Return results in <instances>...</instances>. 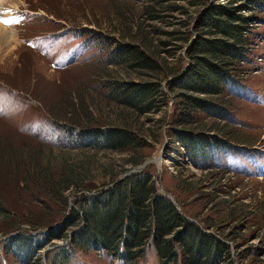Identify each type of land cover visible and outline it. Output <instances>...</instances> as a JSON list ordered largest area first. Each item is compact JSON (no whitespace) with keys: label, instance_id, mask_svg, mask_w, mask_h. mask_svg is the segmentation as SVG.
<instances>
[{"label":"rangeland","instance_id":"rangeland-1","mask_svg":"<svg viewBox=\"0 0 264 264\" xmlns=\"http://www.w3.org/2000/svg\"><path fill=\"white\" fill-rule=\"evenodd\" d=\"M9 1L0 0L4 32L0 38V209L4 210L0 212V264H23L6 252L7 238L20 231L52 229L61 224L65 208L72 206L45 197L39 185L22 182L30 159L8 161L4 151L39 154L31 161L49 159L52 167L65 158L79 161L92 153L75 149L76 142L65 127L122 126L126 117L125 125L137 124L135 129L147 144L137 156L145 162L161 158L160 165L151 161L161 189L178 199L186 216L229 246L225 260L264 264V22L253 27L259 37L240 64L239 86L227 87L225 113L220 117L199 113L202 124L219 127L220 141L230 146L220 145L209 158L199 159L182 149L175 151L177 144L170 136L176 110L172 100L156 114L136 117L110 103L100 85L104 78H136L134 72L102 66L103 42L137 41L168 58L170 53L160 43L167 37L153 27L170 31L177 24L149 20L138 0ZM177 4L193 12L197 9L187 2ZM174 16L173 21L186 19L179 13ZM93 154L90 184L108 180L103 167H108L107 172L119 165L122 170L135 168L128 153ZM54 243L60 246L63 241H51L28 264H48ZM66 264L126 263L102 251L76 250ZM135 264L160 263L150 247Z\"/></svg>","mask_w":264,"mask_h":264},{"label":"trees","instance_id":"trees-1","mask_svg":"<svg viewBox=\"0 0 264 264\" xmlns=\"http://www.w3.org/2000/svg\"><path fill=\"white\" fill-rule=\"evenodd\" d=\"M138 1L149 20L178 25L170 31L153 27L155 33L167 37L160 43L170 54L168 58L155 54L149 44L147 47L137 41L103 42V67L136 73L135 79L104 78L100 84L104 97L136 117L156 114L172 100L176 110L170 136L175 138V151L182 149L191 158H209L218 146L230 145L220 141L219 127L202 124L199 113L215 117L225 113L227 87L239 86L240 64L247 60L259 37L253 27L264 22V0ZM177 2L197 9L189 11ZM174 13L186 19L173 21ZM143 38L148 39L146 35ZM125 121H129L127 117ZM124 122L122 126L65 127L64 132L76 142L75 149L92 153V157L99 152L128 153L129 163L137 168L146 161L137 154L147 144L135 129L137 124L131 128ZM4 152L8 161L30 159L27 170L23 165L26 176L22 182L39 185L45 197L72 205L65 208L60 225L44 232L20 231L7 238L6 252L23 264L37 260L34 256L38 251L53 240L63 243L51 244L54 253L48 257V264H66L76 250L102 251L113 259L135 264L150 247L160 264H223L229 258V246L206 232L201 222L186 216L178 199L161 189L154 162L129 174L125 173L134 168L122 170L119 165V169L107 172L108 167H103L101 172L104 170L109 178L98 185L87 182L93 175L91 156L79 161L65 158L52 167L49 159L31 161L39 154Z\"/></svg>","mask_w":264,"mask_h":264},{"label":"water","instance_id":"water-1","mask_svg":"<svg viewBox=\"0 0 264 264\" xmlns=\"http://www.w3.org/2000/svg\"><path fill=\"white\" fill-rule=\"evenodd\" d=\"M149 161L150 162L151 161H156V162H158L159 165L161 164V158L158 157L156 159H151V160H148L147 162H144L142 165L138 166L137 168L131 169L128 173H125V174H129V173L135 171L136 169L143 168ZM125 174H123V175H125Z\"/></svg>","mask_w":264,"mask_h":264},{"label":"bare ground","instance_id":"bare-ground-1","mask_svg":"<svg viewBox=\"0 0 264 264\" xmlns=\"http://www.w3.org/2000/svg\"><path fill=\"white\" fill-rule=\"evenodd\" d=\"M9 3H12L11 0L9 1ZM6 17V16H5ZM3 25L0 24V28L2 27ZM2 36H4V32L2 31V29H0V38H2ZM1 40V39H0Z\"/></svg>","mask_w":264,"mask_h":264}]
</instances>
